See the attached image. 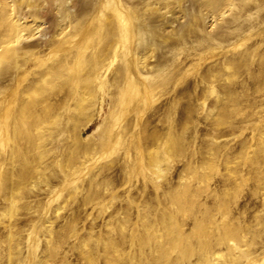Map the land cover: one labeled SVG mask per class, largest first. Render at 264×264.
Here are the masks:
<instances>
[{"label": "rangeland", "instance_id": "rangeland-1", "mask_svg": "<svg viewBox=\"0 0 264 264\" xmlns=\"http://www.w3.org/2000/svg\"><path fill=\"white\" fill-rule=\"evenodd\" d=\"M0 264H264V0H0Z\"/></svg>", "mask_w": 264, "mask_h": 264}, {"label": "bare ground", "instance_id": "bare-ground-1", "mask_svg": "<svg viewBox=\"0 0 264 264\" xmlns=\"http://www.w3.org/2000/svg\"><path fill=\"white\" fill-rule=\"evenodd\" d=\"M203 6V5H202ZM213 6V5H212Z\"/></svg>", "mask_w": 264, "mask_h": 264}]
</instances>
